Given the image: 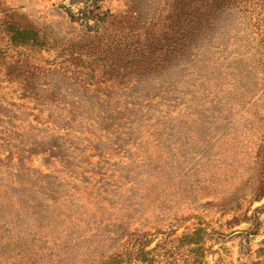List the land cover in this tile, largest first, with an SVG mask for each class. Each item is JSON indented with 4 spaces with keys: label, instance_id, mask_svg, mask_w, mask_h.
I'll use <instances>...</instances> for the list:
<instances>
[{
    "label": "rangeland",
    "instance_id": "obj_1",
    "mask_svg": "<svg viewBox=\"0 0 264 264\" xmlns=\"http://www.w3.org/2000/svg\"><path fill=\"white\" fill-rule=\"evenodd\" d=\"M171 1L0 0V156L24 153L66 188L57 201L25 179L12 188L15 169L0 161V264H264V0L191 27L189 52L170 58L144 111L112 115L126 101L75 78L62 54L83 25L101 30L99 17L136 11L147 21L136 34L159 61L179 34L165 20ZM85 58L100 73L102 61ZM55 136L70 167L27 150ZM13 235L30 246L24 260Z\"/></svg>",
    "mask_w": 264,
    "mask_h": 264
},
{
    "label": "trees",
    "instance_id": "obj_2",
    "mask_svg": "<svg viewBox=\"0 0 264 264\" xmlns=\"http://www.w3.org/2000/svg\"><path fill=\"white\" fill-rule=\"evenodd\" d=\"M192 2L193 7L190 11H188V9L185 10L187 0H172L170 2L171 9L165 20L169 25H171V27L179 29V34L175 37L168 38L163 47L158 46L159 48H162L159 61H155V59L152 58L155 52L152 51L149 54L144 51L146 49V45L142 43V37H138L136 34L135 25L141 24L145 27L147 23L146 20H143L140 13L138 15L136 14V11L125 15L108 14L104 18L99 17L98 20L103 21V27L101 30L98 29L89 31V29L83 25L78 34V39H76L73 43L77 46L76 50L74 48L67 47L62 49V54L65 55V57H69V61L76 66L77 69L74 70L75 78L82 81V83H89L92 85L97 84L96 86L100 87L101 83H108L106 85L107 88L104 90L105 93L110 97L116 94L118 95L117 99H124L126 101L125 104L116 109L115 113L110 111L112 115H119L122 108L144 111L143 106H141V102L143 100L148 102L145 97L150 96L153 89H160L166 86L168 81L166 80V74L171 64L170 58L178 59L177 63H179L189 52L186 41L189 37L188 34L192 31L191 27L196 28L199 24H203V19L207 16V14L212 15L214 12L221 14L228 11L236 4V6L240 5L242 1L192 0ZM115 19L118 20L116 25L114 24L116 21ZM123 20L131 22L133 24L132 27L128 26L127 29V26H118V23L122 24ZM217 22L218 21H216V23ZM123 24L125 25V23ZM5 25L10 34V38L12 40H17L14 32L16 31L18 33L19 28L14 27L10 21L6 22ZM156 26L157 25H154L149 28L145 35L150 37ZM29 32L33 34L32 38L35 39L38 38L40 34L39 29L33 27L32 25H30ZM106 35H113V37L111 40L105 39ZM124 36L127 37L124 38ZM130 37L131 39H128ZM134 37L137 38L134 39ZM158 47H156V50H158ZM86 54L88 57L93 58V60L102 61V67L99 68L101 70L100 73H96L95 68L92 69V65L90 63L91 60L89 61L85 58ZM22 61L23 59H19L15 63L8 65L9 69L16 65L21 66ZM54 69H57L58 71L56 72H59L61 67ZM54 69L48 68L46 71L55 72ZM40 70L43 71V73L45 72L42 68H40ZM30 73L33 77L40 75V71L37 69H32ZM158 83H160V85H158ZM118 85H120V89L117 88ZM164 90L165 89H162V92ZM116 100L115 102H117ZM130 104L133 105V108ZM101 118L102 116L99 118V121L103 123L107 117ZM124 138L125 137H123V139ZM59 140L60 136H55L51 139L38 141L35 145L28 147L27 150L29 153H43L44 161L47 164L52 160V158L56 157L58 158V161L64 164V166L70 167L74 161L67 155L65 150L66 148ZM95 146L99 147L101 144L95 142ZM262 150L264 152V145ZM24 156V153H19L17 156V163L13 162L12 153H9L5 156V158L0 156L1 162L5 163L10 168L15 169L13 176L14 179H16L15 183L19 185L14 186L12 184V188L18 189L21 186L20 184L22 183V180L25 179L29 182V184L35 183L39 186V192L45 194L46 199L57 201L58 197L66 190V188L61 187V181L57 180L55 175L51 173L44 172L41 169H36L27 165L24 161ZM12 238V241L8 243L11 244L13 248L16 247L14 244H17V247L20 246L17 253L18 255H21L19 260L26 259L25 255L30 246H24L19 243L24 238L22 235H13ZM72 245H74V243H72ZM76 245L77 243L75 246Z\"/></svg>",
    "mask_w": 264,
    "mask_h": 264
}]
</instances>
